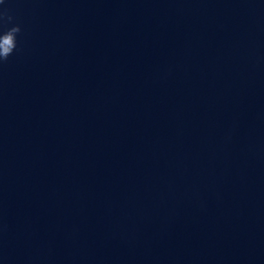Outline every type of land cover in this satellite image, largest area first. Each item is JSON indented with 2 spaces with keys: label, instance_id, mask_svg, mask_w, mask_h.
<instances>
[{
  "label": "water",
  "instance_id": "1",
  "mask_svg": "<svg viewBox=\"0 0 264 264\" xmlns=\"http://www.w3.org/2000/svg\"><path fill=\"white\" fill-rule=\"evenodd\" d=\"M0 13V264H264V0Z\"/></svg>",
  "mask_w": 264,
  "mask_h": 264
},
{
  "label": "clouds",
  "instance_id": "2",
  "mask_svg": "<svg viewBox=\"0 0 264 264\" xmlns=\"http://www.w3.org/2000/svg\"><path fill=\"white\" fill-rule=\"evenodd\" d=\"M4 3V0H0V4ZM6 13H0V19H2ZM9 21L12 17L8 16ZM21 32L20 27H12L7 31L0 33V62H6L8 58L13 55L18 47L17 36Z\"/></svg>",
  "mask_w": 264,
  "mask_h": 264
}]
</instances>
